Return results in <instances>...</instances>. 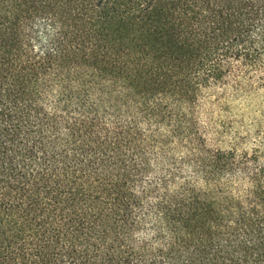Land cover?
Listing matches in <instances>:
<instances>
[{
  "label": "trees",
  "instance_id": "1",
  "mask_svg": "<svg viewBox=\"0 0 264 264\" xmlns=\"http://www.w3.org/2000/svg\"><path fill=\"white\" fill-rule=\"evenodd\" d=\"M0 264H264V0H0Z\"/></svg>",
  "mask_w": 264,
  "mask_h": 264
}]
</instances>
